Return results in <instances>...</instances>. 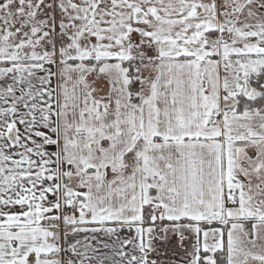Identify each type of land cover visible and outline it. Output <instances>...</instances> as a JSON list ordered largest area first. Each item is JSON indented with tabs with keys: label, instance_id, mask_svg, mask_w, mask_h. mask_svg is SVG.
<instances>
[{
	"label": "snow or ice",
	"instance_id": "6c2138e0",
	"mask_svg": "<svg viewBox=\"0 0 264 264\" xmlns=\"http://www.w3.org/2000/svg\"><path fill=\"white\" fill-rule=\"evenodd\" d=\"M0 264H264V0H0Z\"/></svg>",
	"mask_w": 264,
	"mask_h": 264
}]
</instances>
